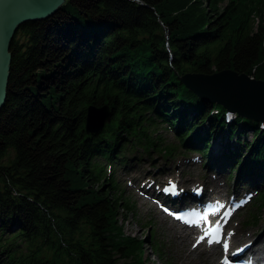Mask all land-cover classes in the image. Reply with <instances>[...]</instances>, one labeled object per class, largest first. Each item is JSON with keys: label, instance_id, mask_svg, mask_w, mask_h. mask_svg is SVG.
Masks as SVG:
<instances>
[{"label": "trees", "instance_id": "16d2710c", "mask_svg": "<svg viewBox=\"0 0 264 264\" xmlns=\"http://www.w3.org/2000/svg\"><path fill=\"white\" fill-rule=\"evenodd\" d=\"M142 1L66 0L16 32L0 111V160L13 154L0 162V264H145L147 240L125 234L121 221L135 205L100 160L137 142L160 147L147 112L177 114L179 100L222 110L206 126V116L189 120L186 133L181 121V144L225 129V108L198 98L182 74L230 68L264 79V0ZM105 103L112 123L87 136L88 105ZM258 124L248 120L259 137L246 143L243 166L264 165ZM227 130L242 143L238 123Z\"/></svg>", "mask_w": 264, "mask_h": 264}, {"label": "water", "instance_id": "95a60500", "mask_svg": "<svg viewBox=\"0 0 264 264\" xmlns=\"http://www.w3.org/2000/svg\"><path fill=\"white\" fill-rule=\"evenodd\" d=\"M66 0H0V111L8 96L11 43L21 25L54 15ZM181 81L198 96L228 109L264 121V79L227 68L213 74L190 72ZM108 105L88 108L87 131L98 133L111 121ZM94 130V131H93Z\"/></svg>", "mask_w": 264, "mask_h": 264}, {"label": "rangeland", "instance_id": "374dc122", "mask_svg": "<svg viewBox=\"0 0 264 264\" xmlns=\"http://www.w3.org/2000/svg\"><path fill=\"white\" fill-rule=\"evenodd\" d=\"M163 128H164L163 126H160V129H163ZM164 133L167 135V137L170 139L171 142H173V140L176 138V136L174 135V131L173 132L167 131ZM221 136L222 135L218 136L217 139L214 141L213 147L215 148L213 152H215L216 149H220L221 147L223 148V146L225 145V141L227 142L228 134L225 132L223 136L222 137ZM245 137L247 140H250L252 138V133L248 131ZM220 139L222 140L220 141V144H218V141ZM148 154L152 155L153 157H150L146 154L138 153V154L133 155L131 157V161H129V163L127 164L131 166L130 168H127V165H126L120 170L117 169V176L118 175L120 176L122 180V186L126 191H128V193L130 192L132 194V190L129 189L131 187L129 186L127 182V176L129 174L138 172L146 176L150 173V171H152L154 167H158L161 164L170 162V161H164V158L160 155L154 156L153 152L148 153ZM11 156H13L12 153H11ZM140 157H142L144 160H140ZM9 158L5 157L4 159L0 160V162L6 163L8 162ZM173 161L176 163H179L180 162L179 156H177L176 159ZM204 168H205L204 166L199 164L198 168H189V169L192 172L196 171L192 175V176H195L198 172H202ZM168 169L170 168L168 167L166 171L170 172ZM172 171H175V170L173 169ZM226 174H229V167L226 171ZM136 199H138L137 200L138 201V206H137L138 213L136 215L131 213L127 218H125L124 220L122 219V223L124 225L123 229H125L124 232L126 234H132L133 236L141 237L147 240L144 243L146 264H166V260L168 259L170 260L169 264H181L180 259L182 255H184V252L186 251L188 244L185 247L184 245H181L180 242L175 238V232L172 231L170 224L163 221L165 214L160 209H157V207L155 206L151 208L149 205L144 204L143 200L140 199L139 196L137 195H136ZM147 209H149L148 210L149 212L148 214H145V211ZM262 216L264 218V210L262 211ZM144 222H151L152 223L151 231L155 232L158 239H161L162 241L165 242L166 258H163V257L161 258L155 252L151 235L147 233V228L145 229L144 225L142 224ZM16 227L17 226H13V229ZM263 228H264V222L263 224H260L258 227H255L253 229L252 227H250L248 231L253 230L254 232L253 238H255L260 235H263V232H264ZM260 231L261 233H259ZM247 234L246 236H248ZM206 262H207V258H203L199 256L195 258L193 264H206Z\"/></svg>", "mask_w": 264, "mask_h": 264}, {"label": "bare ground", "instance_id": "6f19581e", "mask_svg": "<svg viewBox=\"0 0 264 264\" xmlns=\"http://www.w3.org/2000/svg\"><path fill=\"white\" fill-rule=\"evenodd\" d=\"M218 144H220V141L218 142ZM221 168H222V169L225 168V164H224V163L221 165ZM263 230H264V228H263ZM263 230H262V231H263ZM261 236H262V235H260V236H258V237H256V238H254V241L256 242V244H259L260 242L264 241V238L261 237ZM176 237L179 238V239L182 238V239H183V245H184L186 242H188V237H189V236H188V235H184L180 230H177V231H176ZM217 250H218V247H215V248L213 249V251H212V256H211L212 261H214L215 258H216V257H214V256H215ZM188 256H189V254L187 253V254H186V258H187ZM213 264H220V263H215V261H214Z\"/></svg>", "mask_w": 264, "mask_h": 264}, {"label": "snow or ice", "instance_id": "6c2138e0", "mask_svg": "<svg viewBox=\"0 0 264 264\" xmlns=\"http://www.w3.org/2000/svg\"><path fill=\"white\" fill-rule=\"evenodd\" d=\"M167 190L168 189H166V191ZM220 234H221V230L219 228L215 229V231L210 234V236L212 237V239L209 240V243H218V242H220ZM228 247H229V245L227 243H225L224 244L225 251L228 250ZM224 264H229V261L226 259L225 262H224Z\"/></svg>", "mask_w": 264, "mask_h": 264}]
</instances>
